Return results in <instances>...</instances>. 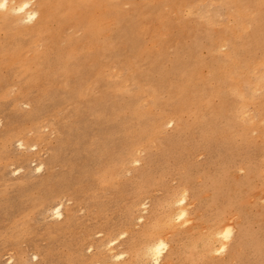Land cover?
<instances>
[{
	"label": "rangeland",
	"instance_id": "rangeland-1",
	"mask_svg": "<svg viewBox=\"0 0 264 264\" xmlns=\"http://www.w3.org/2000/svg\"><path fill=\"white\" fill-rule=\"evenodd\" d=\"M22 2L0 9V264H155L161 241L163 264H264V0Z\"/></svg>",
	"mask_w": 264,
	"mask_h": 264
},
{
	"label": "bare ground",
	"instance_id": "bare-ground-1",
	"mask_svg": "<svg viewBox=\"0 0 264 264\" xmlns=\"http://www.w3.org/2000/svg\"><path fill=\"white\" fill-rule=\"evenodd\" d=\"M0 4H4L5 5V7L4 8H7L8 6H9V0H1V3ZM25 5H28V7H25ZM19 7V9H20V11H21V9H23V12H25V13H27L28 15H30V14H34V15H36V13L34 12V11H32V10H30V0H23V2L18 6ZM22 12V11H21ZM24 144H21V146H23ZM39 166V165H38ZM41 166L40 167H37V169L40 171L41 170ZM57 205H58V203H57ZM53 207H55V205L53 206ZM55 213L58 215V216H62V206L60 205V206H58V207H56V209H55ZM184 211H182V214L184 215ZM231 230H228L227 232H226V236L227 237H229L230 235H231ZM216 237V236H215ZM162 242V241H161ZM161 242H158L157 244H155V245H153L152 247H150L151 249H148V250H150V251H148V253L149 252H151L150 254L151 255H155V248L161 243ZM164 243V242H163ZM167 247V246H166ZM162 251H163V249H162ZM164 253V251L161 253V256H162V254ZM160 256V257H161ZM156 257V256H155ZM159 257V258H160ZM148 258V257H147ZM155 259H157V257L155 258Z\"/></svg>",
	"mask_w": 264,
	"mask_h": 264
},
{
	"label": "snow or ice",
	"instance_id": "snow-or-ice-1",
	"mask_svg": "<svg viewBox=\"0 0 264 264\" xmlns=\"http://www.w3.org/2000/svg\"><path fill=\"white\" fill-rule=\"evenodd\" d=\"M5 7L4 4H0V9H3ZM25 7H28V5H25ZM21 11H23V9H21ZM35 19V15L34 14H30L28 16V20L31 21ZM183 203V201H182ZM181 219H183V216L180 217ZM143 218H141L140 223L143 224ZM125 236L127 235L126 233L124 234ZM124 237L122 236L121 239H123ZM165 244L163 242H161L156 248H155V255L157 257L155 264H163V260L159 259V257L161 256L162 253V249H165ZM221 251H223V249H221Z\"/></svg>",
	"mask_w": 264,
	"mask_h": 264
}]
</instances>
